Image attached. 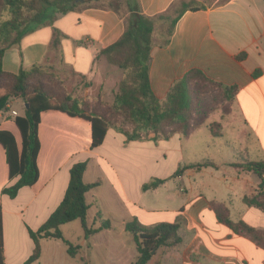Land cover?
I'll list each match as a JSON object with an SVG mask.
<instances>
[{
  "label": "crops",
  "instance_id": "obj_1",
  "mask_svg": "<svg viewBox=\"0 0 264 264\" xmlns=\"http://www.w3.org/2000/svg\"><path fill=\"white\" fill-rule=\"evenodd\" d=\"M188 1L138 0L141 13L153 19L149 86L157 99L164 100L174 82L190 71H199L211 81L236 87L231 112L212 119L220 122V135L212 136L205 124L187 136L175 133L157 142L126 141L123 134L109 128L102 144L92 149L89 122L55 110L42 112L37 129L38 179L32 186L22 187L12 199L1 193L15 179L8 178L6 155L0 145L4 264H23L32 254L34 244L28 229L37 230L57 208L69 183V170L78 162H86L84 183L100 182L85 196L88 227L97 229L102 221L110 222L108 229H100L87 239L82 234V239L87 249L105 248L111 264H134L136 260L133 238V246L123 238L125 224L133 219L148 227L162 222L179 226L181 242L158 248L146 264H264V248L220 222L214 209L220 206L226 210L232 223L264 231V212L244 202L245 197L258 191L264 193V181L240 167L246 162H264V0H230L223 4L221 0H192L204 8L176 14L169 41L161 45L166 36L159 17L170 15ZM77 2L82 4L65 14L55 13L51 22L29 30L17 45L5 50L2 69L17 74L46 66L68 73L73 80L86 81V90L93 97L111 104L123 74L96 56L120 38L125 14L95 5L94 1ZM17 102L22 114L11 108ZM24 107L22 100L10 99L8 111L0 112V131L9 132L19 150L21 136L10 111L22 116ZM223 131L228 135L226 140L221 139ZM217 144L221 149L214 147L215 153L202 154L215 167L185 169L174 175L178 168L200 161L195 158L196 147ZM234 153L241 158L237 160ZM171 156L174 170L159 174L157 171H163L165 165L160 159ZM90 167L100 174L94 180L87 179ZM153 180L163 182L142 189ZM6 233L12 238L10 248L5 246ZM79 247L70 257L60 240H42L40 258L32 264H76L65 255L89 264L87 252Z\"/></svg>",
  "mask_w": 264,
  "mask_h": 264
},
{
  "label": "trees",
  "instance_id": "obj_2",
  "mask_svg": "<svg viewBox=\"0 0 264 264\" xmlns=\"http://www.w3.org/2000/svg\"><path fill=\"white\" fill-rule=\"evenodd\" d=\"M84 2L104 1L100 5L118 14L123 12L124 31L120 38L112 45L99 51L96 59H102L106 64L122 71V78L118 82L114 99L111 104L103 103L99 98L87 104L69 95L60 94L55 86L57 81L49 85L43 83L44 73L39 67L29 70H20L17 74H10L2 69V56L5 50L19 43L21 37L38 26L51 22L56 14H65L73 11L82 3L77 0H0V112L8 111L7 103L10 99L23 101L24 114L15 116L14 123L21 136V148H17L13 136L6 131H0V145L4 148L8 165L9 180L14 183L3 188L1 193L10 199L15 198L22 187L32 186L38 179L36 158L39 151L37 129L40 123V114L47 110H55L69 117H77L91 125L90 148L100 146L106 132L112 128L126 137V141H152L166 140L175 133L187 136L194 129L206 124V115L199 112L196 87L191 81H199L215 87L221 94L228 109L231 110L232 101L237 93L236 87H226L209 80L199 71H190L180 80L174 82L169 88L164 100L157 99L149 86L148 68L150 51L154 42L152 40L153 19L143 15L138 0H83ZM230 0H221L226 3ZM211 4V2L209 3ZM204 5L195 1L182 2L181 6L173 9L172 15H162L164 27L161 45H166L172 34V28L177 16L186 10L196 11ZM170 17V19H169ZM169 20V23L167 22ZM168 23V25H167ZM58 40L53 41L56 46ZM194 86V87H193ZM202 94L204 93L201 92ZM92 104V102H91ZM229 111V110H228ZM227 113L220 112L223 115ZM212 136H219L220 122L207 125ZM202 167H215L209 160H200L193 164L178 168L174 175H180L185 169H199ZM245 171L256 174L264 181V162H246L240 166ZM86 162H78L69 170V183L63 199L47 220L35 231L28 229V235L34 244L32 254L23 264H32L41 255V241L46 239L60 240L66 247V253L73 257L80 249L67 241L61 231V226L79 220L83 238L100 229H108L110 222L105 220L97 229L88 227L86 223L88 204L86 193L99 186V181L84 183L83 174ZM162 180H153L144 184L146 190L156 187ZM262 184H260V188ZM244 202L264 212V193L258 191L254 196L244 198ZM220 222L229 226L233 231L250 238L258 246L264 248V231L247 227L243 223H232L220 206H214ZM178 224L158 223L154 226H143L136 219L127 222L124 226L126 232L132 235L136 260L134 264H146L151 258V252L165 246L171 247L181 242L178 236ZM0 264L3 261V237L0 211ZM83 264H88L83 260Z\"/></svg>",
  "mask_w": 264,
  "mask_h": 264
},
{
  "label": "rangeland",
  "instance_id": "obj_3",
  "mask_svg": "<svg viewBox=\"0 0 264 264\" xmlns=\"http://www.w3.org/2000/svg\"><path fill=\"white\" fill-rule=\"evenodd\" d=\"M102 4H104V1H102L100 3L96 2L95 5H102ZM171 15H173V14H171ZM169 19H170V17H169ZM167 22L169 23V20ZM168 23H167V25H168ZM165 26L166 25H163V24H162V27L160 26V29L162 28L163 32L165 31L164 30ZM39 68L44 73L43 83L46 87V90L49 89L50 84L55 83L57 81L56 82L57 86H55V87L58 88L57 91L60 94H63V95L66 94V95L71 96L72 98H77L80 101H86L87 104H90L91 106L95 105L93 103L98 98H95L91 94H89V92L86 90V84L87 83L83 79L73 80L68 75V73H64V74L59 73L60 71L57 72L55 70H50L46 66H40ZM191 83L196 87L195 88L196 89L195 94L198 97V103H199L198 104L199 109L197 108V110L199 112H202V114H204V115L207 114L206 115V117H207L206 124H210L212 122V119H214V116H216V117L219 115H221L223 117L227 116V115L221 114L220 112L227 113V112L232 110V109L231 110L228 109L227 104H225L221 94H219V92H217V90H215V87H213L209 84H206V83H201V82L196 81V80L191 81ZM117 86H118V83H117ZM203 91H204V93L202 94L201 92H203ZM91 102H92V104H91ZM19 103L20 102L13 104V106L11 108L16 110L19 114H22L23 110H22V107ZM213 122H215V121H213ZM220 133H221V130H220ZM227 136L228 135L223 131V136H222L223 138H221V139L226 140ZM215 142L221 143L220 139H216ZM200 146H199V148L198 147L195 148L196 149L195 152H198L195 155V158H197L198 160H204L202 158V156H203L202 154H205L206 152L215 153V151H212V150H215L214 147H216V149H221V148H219L220 145H218V144L215 146H211V147H208V146L205 147L206 145L203 147H200ZM191 151H193V150H190V152ZM224 151L225 150H223L222 153H224ZM233 155L237 160H239V158H241L239 153H234ZM191 156H193V155H191ZM205 160H208V159H205ZM160 161L162 163H165V165L163 167V171H160V172H159V170L157 171L159 174H165L172 168L174 170L173 164L175 163V160H174L173 156L167 157V158H162V159H160ZM183 164H184V161L180 166H182ZM97 176H100V174L97 171H95L92 167H90L88 170L87 179L94 180L95 178H97ZM79 223H80L79 220H75V221H72V222L64 225L62 227L63 237L67 241L71 242L73 245H81L83 247V250L85 252H87V254H88L89 264H111L108 257H107L108 253H107L105 248L98 247V248H95L93 250L87 249V246L85 245V243L83 242V239H82L83 232H82V228H81ZM115 232L117 233L118 230H115ZM123 238L125 240L130 241L129 244L131 246L134 245L132 242V236L128 232L124 233ZM11 243H12V238L10 237V235H8L6 233V235H5V246H6V248H10ZM22 248L23 249L26 248V244L24 241H22ZM44 250H46V247H44ZM65 256L68 257V259L71 262H75L76 264H83L80 261L79 257L71 259V258H69V256H67V255H65Z\"/></svg>",
  "mask_w": 264,
  "mask_h": 264
},
{
  "label": "built area",
  "instance_id": "obj_4",
  "mask_svg": "<svg viewBox=\"0 0 264 264\" xmlns=\"http://www.w3.org/2000/svg\"><path fill=\"white\" fill-rule=\"evenodd\" d=\"M10 114L12 115V116H17V113H16V111H14V110H12V111H10ZM263 178H264V176H263Z\"/></svg>",
  "mask_w": 264,
  "mask_h": 264
},
{
  "label": "water",
  "instance_id": "obj_5",
  "mask_svg": "<svg viewBox=\"0 0 264 264\" xmlns=\"http://www.w3.org/2000/svg\"><path fill=\"white\" fill-rule=\"evenodd\" d=\"M25 107H26V105H25ZM151 254L153 255L154 254V251H152Z\"/></svg>",
  "mask_w": 264,
  "mask_h": 264
}]
</instances>
